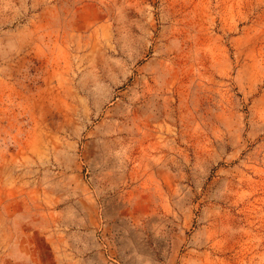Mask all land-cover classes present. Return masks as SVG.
Wrapping results in <instances>:
<instances>
[{
    "label": "rangeland",
    "instance_id": "rangeland-1",
    "mask_svg": "<svg viewBox=\"0 0 264 264\" xmlns=\"http://www.w3.org/2000/svg\"><path fill=\"white\" fill-rule=\"evenodd\" d=\"M0 264H264V0H0Z\"/></svg>",
    "mask_w": 264,
    "mask_h": 264
}]
</instances>
